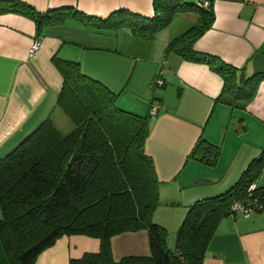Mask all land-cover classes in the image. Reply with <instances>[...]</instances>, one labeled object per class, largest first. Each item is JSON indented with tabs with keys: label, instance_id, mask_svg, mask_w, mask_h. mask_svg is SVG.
Segmentation results:
<instances>
[{
	"label": "crops",
	"instance_id": "crops-1",
	"mask_svg": "<svg viewBox=\"0 0 264 264\" xmlns=\"http://www.w3.org/2000/svg\"><path fill=\"white\" fill-rule=\"evenodd\" d=\"M4 1H19L41 14L75 10L98 23L70 18L61 26H43L38 35L30 18L0 13V158L48 117L58 115L63 79L55 56L79 63L83 73L118 94L117 106L124 111L146 117L154 102L160 104L155 144L150 133L145 147L160 181L154 220L167 229L170 248L188 208L229 191L264 149V80L246 106L232 108L217 101L223 81L207 63L167 53L169 44L197 23L195 12L175 14L168 27L145 39L128 27L118 28L113 15L124 11L151 19L155 0ZM197 1L204 0L191 3ZM212 8L214 24L198 39L195 51L236 68L237 79L264 73V0H214ZM36 40L41 48L30 56ZM158 77L163 84L150 90ZM200 137L221 147L215 167L188 159ZM111 245L115 261L150 254L146 231L116 236ZM99 249L98 239L63 237L35 264H70ZM203 264H264V209H254L247 218L243 212L224 218Z\"/></svg>",
	"mask_w": 264,
	"mask_h": 264
},
{
	"label": "trees",
	"instance_id": "trees-1",
	"mask_svg": "<svg viewBox=\"0 0 264 264\" xmlns=\"http://www.w3.org/2000/svg\"><path fill=\"white\" fill-rule=\"evenodd\" d=\"M213 1L155 0L153 18L120 11L113 15V24L130 28L137 37L153 39L175 14L195 12L197 23L166 51L207 63L223 81L217 101L243 108L254 98L264 73L237 79L236 68L194 49L214 24ZM4 12L33 20L38 35L43 26H61L70 18L86 25L98 23L75 10L41 14L19 1L0 2V13ZM53 63L63 79L56 108L73 129L62 134L50 116L0 158V264H35L58 240L73 236L98 239L100 249L70 264H203L221 221L235 213V203L264 209V185H258L264 174L263 149L229 191L188 208L174 246L168 247L167 229L154 220L160 206V181L145 147L152 116L120 109L119 95L83 73L79 63L58 56ZM220 152V146L200 137L188 159L215 167ZM141 231L148 233L150 254L115 261L112 239Z\"/></svg>",
	"mask_w": 264,
	"mask_h": 264
},
{
	"label": "rangeland",
	"instance_id": "rangeland-1",
	"mask_svg": "<svg viewBox=\"0 0 264 264\" xmlns=\"http://www.w3.org/2000/svg\"><path fill=\"white\" fill-rule=\"evenodd\" d=\"M184 1L188 2V3H191L193 0H184ZM76 26H79V25H76ZM158 80H160L159 77H158ZM152 88H155L154 79L152 80L150 90ZM153 106H157L158 109L154 111L153 108H151V116H152V118H151V122L149 124V134L151 133V141H152V137L154 136L153 134H156V132L158 131V128H159V125H157V123H159L160 120H157L155 116L158 114L159 109H161L160 104H157L156 102H154L152 104V107ZM153 111L155 113H153ZM57 112H58V115L55 116V118L53 119V122H54V124L56 123V125H55L56 128L62 134L65 135V134L69 133L73 129V125L70 122V120L60 110H57ZM59 116H61V117H59ZM152 119H153V121H152ZM171 127H173V126H169V130H170ZM203 127H204V129H206V127H208V125L206 126V124H205ZM152 143L155 144V139L152 141ZM261 179H263V178H260V180ZM262 183L264 185V179L262 180ZM0 216H1V213H0Z\"/></svg>",
	"mask_w": 264,
	"mask_h": 264
},
{
	"label": "built area",
	"instance_id": "built-area-1",
	"mask_svg": "<svg viewBox=\"0 0 264 264\" xmlns=\"http://www.w3.org/2000/svg\"><path fill=\"white\" fill-rule=\"evenodd\" d=\"M204 6H207V3L204 4ZM41 48V42L39 40H36L30 50V56H33V55H36L38 53V51L40 50ZM155 83L157 85H161L163 84L160 80H156ZM157 106H153V110H157ZM153 111V113H155ZM254 187L255 186H252L250 191H253L254 190ZM233 211L236 213V212H243L245 217L247 218L249 216V214L254 211V207L252 206V204H243V203H235L233 205Z\"/></svg>",
	"mask_w": 264,
	"mask_h": 264
}]
</instances>
